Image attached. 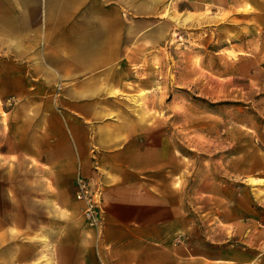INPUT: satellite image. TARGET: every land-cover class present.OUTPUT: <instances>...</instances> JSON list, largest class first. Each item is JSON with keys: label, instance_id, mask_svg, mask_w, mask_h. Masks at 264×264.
I'll list each match as a JSON object with an SVG mask.
<instances>
[{"label": "rangeland", "instance_id": "obj_1", "mask_svg": "<svg viewBox=\"0 0 264 264\" xmlns=\"http://www.w3.org/2000/svg\"><path fill=\"white\" fill-rule=\"evenodd\" d=\"M127 5L122 45L133 60L125 66L140 69L145 85L115 92L120 104L106 115L132 133L127 147L145 149L131 156L136 167L157 157L160 192L167 194L168 181L175 187L185 218V228L177 226L176 264H187L181 257L264 264V0ZM32 94L30 104L0 93V264H61L62 250L90 229L73 198L79 169L66 160L58 172L40 165L48 156L40 154L37 115L48 112L60 92ZM39 100L44 106H36ZM26 117L32 121L25 130ZM89 156L90 179L104 194L112 172L100 154Z\"/></svg>", "mask_w": 264, "mask_h": 264}, {"label": "crops", "instance_id": "obj_2", "mask_svg": "<svg viewBox=\"0 0 264 264\" xmlns=\"http://www.w3.org/2000/svg\"><path fill=\"white\" fill-rule=\"evenodd\" d=\"M126 10L127 0H0V93L7 92V101L30 102L33 91L60 92L48 112L39 109L37 115L43 132L40 154L48 156L40 165L58 172L66 160L90 179L92 151L112 172L104 179L101 228L80 233L62 250L61 264H176L177 226L185 228V218L176 206L175 187L168 181L167 194L160 192L157 157L149 167H136L131 156L145 149L127 147L132 133L106 115L120 104L115 92L145 85L140 69L125 66L133 60L122 45L128 34ZM43 101L36 106H44ZM31 121L26 117L25 130ZM111 156L122 161L107 162ZM147 172L152 173L144 176Z\"/></svg>", "mask_w": 264, "mask_h": 264}, {"label": "built area", "instance_id": "obj_3", "mask_svg": "<svg viewBox=\"0 0 264 264\" xmlns=\"http://www.w3.org/2000/svg\"><path fill=\"white\" fill-rule=\"evenodd\" d=\"M74 201L81 204V215L90 229L98 231L102 226L104 215L103 190L93 182L78 174L73 185Z\"/></svg>", "mask_w": 264, "mask_h": 264}]
</instances>
